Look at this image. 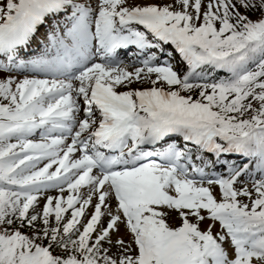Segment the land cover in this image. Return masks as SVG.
Masks as SVG:
<instances>
[{
    "label": "snow or ice",
    "instance_id": "1",
    "mask_svg": "<svg viewBox=\"0 0 264 264\" xmlns=\"http://www.w3.org/2000/svg\"><path fill=\"white\" fill-rule=\"evenodd\" d=\"M0 264H264V0H2Z\"/></svg>",
    "mask_w": 264,
    "mask_h": 264
},
{
    "label": "rangeland",
    "instance_id": "2",
    "mask_svg": "<svg viewBox=\"0 0 264 264\" xmlns=\"http://www.w3.org/2000/svg\"><path fill=\"white\" fill-rule=\"evenodd\" d=\"M137 2H140V0H137ZM156 2H159V3H171V2H174V0H164V1H162V0H156ZM122 56L124 55V53L121 51V53H120ZM126 62H128V63H130L129 61H126ZM135 86V85H134ZM31 138H39V135L37 134V135H35L34 137H31ZM249 183H251V181L249 182ZM213 191H214V193H218L219 192V189H218V186H213ZM65 195H67V191H65V193H64ZM241 199H247V197H241ZM41 203H43V201H41ZM170 223H172V222H174L173 220H170L169 221ZM206 223H208V221H204L203 223H202V225H201V227H203L204 226V224H206ZM218 227H219V225H218V223L216 224V225H214V230H216V229H218ZM23 231H25V230H23Z\"/></svg>",
    "mask_w": 264,
    "mask_h": 264
},
{
    "label": "trees",
    "instance_id": "3",
    "mask_svg": "<svg viewBox=\"0 0 264 264\" xmlns=\"http://www.w3.org/2000/svg\"><path fill=\"white\" fill-rule=\"evenodd\" d=\"M253 15H255V13H253ZM22 230H25V231H27V229L25 228V229H22Z\"/></svg>",
    "mask_w": 264,
    "mask_h": 264
}]
</instances>
